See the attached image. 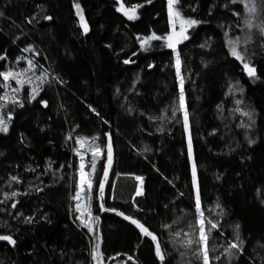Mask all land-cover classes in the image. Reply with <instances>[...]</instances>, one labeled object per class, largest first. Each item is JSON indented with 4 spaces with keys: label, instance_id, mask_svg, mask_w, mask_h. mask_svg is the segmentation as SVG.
<instances>
[{
    "label": "trees",
    "instance_id": "16d2710c",
    "mask_svg": "<svg viewBox=\"0 0 264 264\" xmlns=\"http://www.w3.org/2000/svg\"><path fill=\"white\" fill-rule=\"evenodd\" d=\"M77 2L89 25L86 35L81 34L73 0H0L4 13L0 17V53L8 57L0 66L16 56L34 58L67 82L53 84L36 101L17 108L9 133L0 134V198L2 191L23 193L16 197L14 209L11 201L0 204L6 209L0 212V235L9 234L16 241L14 247L0 241V264H90L92 240L79 221H74L70 194L74 193L75 168L68 165L79 162L71 150L77 134L97 137L103 147L108 141L105 132L111 136L114 160L105 207H115L145 223L158 236L167 264H182L184 258L173 250L172 241L179 239L175 233L188 230L185 219L194 213L189 135L202 211L207 219L219 221L213 237L218 242L231 239L234 225L239 224L244 255L232 264H264V205L260 202L264 199V38L255 34L248 45L257 77L250 79L240 62L228 55L223 37L225 30L230 36L243 34L236 26L239 18L232 15L233 10L242 12L241 6L229 4V0H182L197 8L192 12L186 7L184 14L202 21L178 47L188 134L183 115L171 116L179 93L171 49L153 41L143 51L137 41L138 35L150 31L158 35L168 31L166 0H152L151 4L122 0L126 7L144 5L134 21L115 10V0ZM225 4L228 8L221 7ZM34 13L37 20L26 23L25 18ZM44 15L52 20H43ZM16 37L19 39L13 44ZM205 41L210 47H199ZM30 43L39 56L21 51ZM125 59L134 63L124 64ZM18 66L25 67L26 61ZM236 81L243 93L225 96L228 83L235 85ZM40 98L48 101L46 108L37 102ZM235 99L242 100L241 108L253 112L251 128L237 127L248 123V118L230 113L236 107ZM69 133L73 139L65 140ZM249 138L256 141L251 146ZM90 159L88 154V170ZM61 164L64 168L55 171ZM102 169L100 164L93 179L94 191H98ZM10 175H18L22 183L9 189L5 181ZM137 176L143 178V194L133 199ZM98 204L93 202V214L100 217L104 264H133L129 256L138 264H160L149 238L140 237L136 228L115 213L100 212ZM217 204L224 210L222 215ZM17 212L21 215L13 219ZM24 216H33L34 222H23ZM175 247L179 249V244Z\"/></svg>",
    "mask_w": 264,
    "mask_h": 264
},
{
    "label": "snow or ice",
    "instance_id": "6c2138e0",
    "mask_svg": "<svg viewBox=\"0 0 264 264\" xmlns=\"http://www.w3.org/2000/svg\"><path fill=\"white\" fill-rule=\"evenodd\" d=\"M116 11L122 13L123 16L129 21H134L139 18L138 9L144 5L140 3L132 4L129 7L125 6L122 0H115ZM144 3L151 4L152 0H144ZM229 4H239L242 8V12L232 11V15L239 18V23L236 25L242 31V35H229V31L223 32L225 47L228 50V55L233 57L236 61L242 65V71L250 79L256 77V69L250 62L251 54L248 51V45L252 42L253 36L258 34L264 38V0H229ZM39 7V6H38ZM73 9H75V15L78 17L79 28L82 30L81 34L86 35L90 29L85 19L81 5L77 0H73ZM190 8L192 12L197 10L195 5H185L182 0H166V15H167V27L168 31L162 35H158L154 31H150L148 35L137 36V41L140 45V50L147 51L152 45L153 41H161L162 46L171 49L172 58L174 61L173 67L175 68V76L179 86L178 93V105H173L171 110V116L175 117L177 112L183 115V127L185 133L189 131V115L186 108L185 90H184V78L182 76V59L181 52L178 50V45L183 44L185 41L190 39V29L202 23V21L195 17L186 16L184 14L185 8ZM222 8H228V4L221 5ZM211 14V11L210 13ZM4 13L0 12V17H3ZM43 20L50 21L52 17L44 15ZM26 23L33 24V21L37 20V14H33L30 17L25 18ZM17 27H19L17 25ZM22 34H25L22 32ZM26 35V34H25ZM16 37L12 40L15 44ZM211 39V38H209ZM264 46V45H262ZM110 47V46H108ZM201 48L210 47L205 41L199 45ZM22 52L32 53L33 57L39 56L40 52L33 44H27L21 49ZM136 55L135 52L132 53ZM45 59H47L45 57ZM0 61H8V57L5 53H0ZM26 61L25 67H19L20 62ZM134 63L130 59H125L124 64ZM148 68H153L150 63ZM14 82V83H13ZM67 82L59 74L52 75L48 69H45L39 61L34 58H28L24 56H16L15 60L11 63H4L0 66V134L7 135L10 130V125L13 122L15 110L17 108H24L25 103L31 104L37 100L41 92L45 91L46 88H51L53 84H66ZM240 82L236 81L228 83L225 96L233 95L235 92L243 93L244 89L239 87ZM135 82H133V87ZM26 92V95L22 96L21 93ZM43 107L48 106V101L40 98L37 101ZM235 108L230 110L231 112L238 113L240 116L247 117L248 123L238 124L237 127L249 129L254 124V115L251 110H244L240 107L242 104L241 99H235ZM91 107V106H89ZM221 106L217 105L219 109ZM95 111V109H92ZM99 115V113H97ZM107 123V121H105ZM74 131V130H73ZM108 138L106 144L101 145L97 143V137H85L77 134L74 139L75 146L71 149L75 157L78 158V165L69 164L68 167L75 168L74 176V193L70 194V199L74 201V221H79V225L87 230L89 239L92 243L89 248L90 264H104V254L101 250L102 238L99 233L98 221L100 217L93 214V202L99 201L98 209L100 212H113L115 215L122 217L125 221L130 222L138 229L140 237H147L151 240L154 245V256L160 261V264H167L168 257L166 256L165 250L162 248L158 236L151 231L145 223H142L139 219L133 216L126 215L123 211L117 210L115 207H105V184L109 182V172L113 164V145L111 142V136L105 132L103 134ZM73 139L72 133L65 136V140ZM254 139H247L249 146L254 144ZM21 143H23V134H21ZM106 148V162L103 164V175L98 177V191H94L93 176L97 172V160L101 157L102 153ZM90 154V170L86 168L85 157ZM3 155V153H0ZM188 160L191 162V188L194 194V213L191 218H186L185 223L187 225V231L175 233L178 240H173V250L178 251V254L182 260V264H212L213 261L218 264H232L238 257L244 255L245 240L240 232V225L235 224L233 227L232 238L227 239L223 242H218L213 237L214 231H219V221L215 219H207L204 212L202 211V200L201 193L199 190L197 180V165L193 160V151L191 139L188 141ZM64 164H61L55 171H59L64 168ZM51 168V163L47 165ZM25 171H33L34 168H26ZM55 174V173H53ZM62 177H57L59 180ZM137 181L142 182V177H135ZM219 179V176L217 177ZM9 189H13V185H19L22 183L21 178L18 175H10L8 180L5 181ZM35 187L36 191H43L40 187ZM261 192V189H257ZM18 190L2 191V198H0V204H8L11 201L10 207L16 208L18 201L16 197L22 195ZM142 188L140 184H137L134 198L142 195ZM261 204L264 205V199H261ZM133 207L136 204L133 203ZM220 208V215L223 214L224 210L219 204L216 205ZM6 209L0 208V212H4ZM21 214L17 212L13 219ZM46 218V214L41 216L40 219ZM23 222L33 223V216H24ZM165 228H169L170 225H163ZM224 234L220 232V236ZM0 241H6L7 244L13 247L16 241L9 234L0 235ZM179 244V249L175 246ZM219 250V254L218 253ZM128 259L133 261V264H138L132 256Z\"/></svg>",
    "mask_w": 264,
    "mask_h": 264
},
{
    "label": "rangeland",
    "instance_id": "374dc122",
    "mask_svg": "<svg viewBox=\"0 0 264 264\" xmlns=\"http://www.w3.org/2000/svg\"><path fill=\"white\" fill-rule=\"evenodd\" d=\"M191 30V29H190ZM189 30V31H190ZM186 42V41H185ZM184 42V43H185ZM179 46H181V45H178L177 47H179ZM14 83V82H13ZM21 95L23 96V92L21 93ZM190 129V128H189ZM188 134H189V131H188ZM189 139H190V135H189V138H188V141H189ZM87 159V156L85 157V160ZM106 162V154L103 152L102 153V155H101V157L97 160V172H98V170H99V168H100V164L102 165V167H103V164ZM97 172H96V174H97ZM102 173H103V169H102ZM94 177H95V174H94V176H93V179H94ZM141 181H138V184H140V186H141V183H140ZM93 187H94V185H93ZM141 188H142V190H143V185L141 186ZM143 192V191H142ZM71 202L74 204L75 202L74 201H72L71 200ZM99 226V225H98ZM193 264H196V262H194ZM212 264H214L213 262H212ZM215 264H218V262H215Z\"/></svg>",
    "mask_w": 264,
    "mask_h": 264
},
{
    "label": "water",
    "instance_id": "95a60500",
    "mask_svg": "<svg viewBox=\"0 0 264 264\" xmlns=\"http://www.w3.org/2000/svg\"><path fill=\"white\" fill-rule=\"evenodd\" d=\"M113 172H114V160H113V164H112V167H111V169H110V172H109V180H110L111 176L113 175ZM108 186H109V182H107V183L105 184V195H106V193H107ZM104 204H105V201H104ZM126 222L130 224V222H128V221H126ZM130 225H131V224H130ZM132 226L135 228L134 225H132ZM137 230H138V229H137Z\"/></svg>",
    "mask_w": 264,
    "mask_h": 264
},
{
    "label": "bare ground",
    "instance_id": "6f19581e",
    "mask_svg": "<svg viewBox=\"0 0 264 264\" xmlns=\"http://www.w3.org/2000/svg\"><path fill=\"white\" fill-rule=\"evenodd\" d=\"M102 175H103V173H102ZM113 176V175H112ZM112 176H111V178H112ZM102 177V176H101ZM111 178H110V180H109V185H110V181H111ZM141 183V182H140ZM141 186H142V183H141ZM108 188H109V186H108ZM108 191V190H107ZM143 193V192H142ZM107 194V193H106ZM105 197H106V195H105ZM136 197H138V196H136Z\"/></svg>",
    "mask_w": 264,
    "mask_h": 264
}]
</instances>
